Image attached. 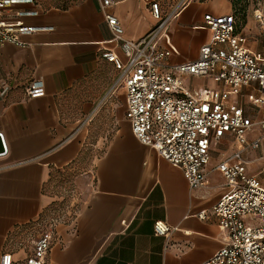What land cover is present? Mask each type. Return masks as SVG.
<instances>
[{
  "label": "crops",
  "instance_id": "1",
  "mask_svg": "<svg viewBox=\"0 0 264 264\" xmlns=\"http://www.w3.org/2000/svg\"><path fill=\"white\" fill-rule=\"evenodd\" d=\"M100 1L33 0L11 6L21 11L13 20L35 30L20 35L23 44H0V88L6 89L0 96V255L7 250L15 264L22 262L40 231L27 235L29 225L59 215L46 264H200L223 243L219 216L210 209L229 192L216 166L236 149L234 135L212 139L206 184L199 187H191L179 167L140 142L126 117L125 89H111L118 70L102 52L112 49L121 58L123 53ZM151 1L167 14L182 0H114L109 11L125 38L139 39L155 25ZM255 8L262 9L252 12ZM208 12L233 13L234 32L264 54L258 22L241 13L234 0H185L160 41L172 52L169 62L198 57L210 36L203 19ZM33 79L43 82V95H27L25 87ZM183 81L201 89L227 87L209 75ZM249 93H259L255 83L232 97L257 120L260 112ZM103 121L111 134L79 181L75 208L44 216L55 201L47 187L52 177L76 167L90 129ZM258 135H263L258 128L248 133L249 138ZM259 150L242 153L251 173L250 162L262 156ZM203 210L206 217L200 218ZM158 219L172 226L169 234L155 233Z\"/></svg>",
  "mask_w": 264,
  "mask_h": 264
},
{
  "label": "built area",
  "instance_id": "2",
  "mask_svg": "<svg viewBox=\"0 0 264 264\" xmlns=\"http://www.w3.org/2000/svg\"><path fill=\"white\" fill-rule=\"evenodd\" d=\"M33 0H0V44L10 41L23 44L20 35L35 28L20 25L13 17L21 11L11 10L17 2ZM181 3L167 14L160 10L159 2L151 1V11L157 19L142 37L125 38L119 19L109 11L114 0H101L100 8L117 41L123 58L112 49L102 56L112 62L118 75L111 89H125L126 117L134 136L154 148L169 162L179 167L191 187L206 184V165L210 159V143L225 133L234 135L236 149L217 164L229 192L210 209L218 214L219 228L223 231L222 246L200 264H264V186L261 179L247 170L243 158L246 149H257L264 136V54L244 44L242 36L234 32L233 13H205L203 19L210 36L193 60L169 62L171 50L161 45L170 21L179 11ZM253 18L264 34V12L255 8ZM209 75L223 81L225 89L187 87L184 77ZM255 83L259 93L247 98L259 109L257 120L248 117L237 94L243 86ZM5 88H0L3 96ZM28 96L44 94L41 80H30ZM258 128L262 136L248 137ZM206 217L205 210L198 213ZM61 216L39 220L41 226L33 240L30 253L19 264H46L47 254L56 237V225ZM170 226L164 220H155L156 234L167 235ZM0 264H15L13 253L4 251Z\"/></svg>",
  "mask_w": 264,
  "mask_h": 264
},
{
  "label": "rangeland",
  "instance_id": "3",
  "mask_svg": "<svg viewBox=\"0 0 264 264\" xmlns=\"http://www.w3.org/2000/svg\"><path fill=\"white\" fill-rule=\"evenodd\" d=\"M36 1L46 2V0ZM234 2L239 6V11L241 13H243L244 15H249L251 17L252 8L258 6L264 9V0H234ZM254 37L259 38L261 36L259 34H254ZM112 81L114 82L115 79H113ZM110 134L111 129L108 122L103 121L102 123H98L96 126H92L86 138V143L84 145V148L82 149L80 158L77 161L76 167L64 173L54 175L50 184H48V190L55 197V201H53L44 216H49L51 213L58 214L59 211L66 208H75L78 197L77 195L80 191L78 185L80 183L79 181L82 180L83 173L87 170L92 169V167L94 166L95 161L101 155L106 143V139ZM221 147H223V145L219 144L217 146V148L219 149H221ZM226 150L230 151L231 147L228 146ZM260 154L262 155L260 156L262 158L259 157L251 161L250 164L252 165L251 171L261 179L262 185L264 186V136L257 155ZM29 226L31 227L28 228V231L26 232L27 235L35 233L36 228L40 230V225L33 224ZM19 234H16L15 236L19 237Z\"/></svg>",
  "mask_w": 264,
  "mask_h": 264
},
{
  "label": "water",
  "instance_id": "4",
  "mask_svg": "<svg viewBox=\"0 0 264 264\" xmlns=\"http://www.w3.org/2000/svg\"><path fill=\"white\" fill-rule=\"evenodd\" d=\"M3 150V144L2 141L0 140V152Z\"/></svg>",
  "mask_w": 264,
  "mask_h": 264
}]
</instances>
